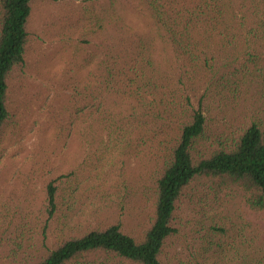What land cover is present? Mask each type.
Segmentation results:
<instances>
[{
    "label": "rangeland",
    "instance_id": "obj_1",
    "mask_svg": "<svg viewBox=\"0 0 264 264\" xmlns=\"http://www.w3.org/2000/svg\"><path fill=\"white\" fill-rule=\"evenodd\" d=\"M107 3L33 4L26 63L10 77V117L0 133V264L34 263L64 237L100 226L121 224L139 236L153 212L152 184L158 166L145 139L148 131L143 128L148 126L136 119L146 109L130 97L136 85L121 73L107 92L103 79L95 76V11L103 12ZM112 23L120 27L109 35L114 48L122 50L121 45L130 42L124 64L139 50L135 44L149 42L155 67L169 74L174 89L181 90L179 96L189 94L195 108L202 101L213 142L230 144L253 122L264 124V40L239 42L233 51L218 50L213 74L180 84L182 63L157 33L142 0H117ZM216 44L215 40L213 49H218ZM228 67H236L242 81L222 80L229 75ZM95 84L102 89L95 91ZM190 111H169L167 123L176 128ZM199 181L177 204V233L162 260L237 264L240 243L233 235L240 228L256 238L255 247L259 245L264 214L251 210L239 189L226 187L215 194ZM51 184L57 190L52 218Z\"/></svg>",
    "mask_w": 264,
    "mask_h": 264
},
{
    "label": "trees",
    "instance_id": "obj_2",
    "mask_svg": "<svg viewBox=\"0 0 264 264\" xmlns=\"http://www.w3.org/2000/svg\"><path fill=\"white\" fill-rule=\"evenodd\" d=\"M35 1L38 0H0V133L10 117V77L26 63L28 23ZM142 2L157 33L171 47L176 62L182 63L180 84L213 74L212 62L221 54L218 50L233 51L239 42L264 40V0ZM112 14H117V0H109L103 12L95 11V76L103 79L101 83L106 85L107 92L114 88L121 73L129 77L132 86L136 85L130 97L146 112L136 118L135 108L133 115L148 126L143 128L148 131L145 139L151 143L158 166L152 184L153 212L139 236L126 232L121 224L100 226L64 237L53 250L30 264H165L162 255L170 238L177 233L174 226L177 204L199 180L215 194L226 187L239 189L251 210L264 214V124L253 122L230 144L213 142L202 101L195 108L189 94L179 96L181 90L174 89L169 74L155 67L151 43L140 40L135 44L139 50L129 62L123 63L128 59L126 49L130 42L125 41L122 50H116L115 43L109 41L111 31H120L119 23L109 24ZM215 40L218 49L212 47ZM228 70L229 75L222 76V80L242 81L236 76L239 72L236 67ZM97 89L102 88L95 84ZM178 108L191 111L185 122L173 128L166 115ZM56 195L57 190L51 184L50 218L57 212ZM239 229L233 235L235 242L240 243L237 264H264V238L255 247L256 238H249Z\"/></svg>",
    "mask_w": 264,
    "mask_h": 264
}]
</instances>
